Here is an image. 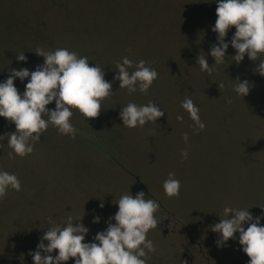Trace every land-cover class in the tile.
<instances>
[{"label":"rangeland","instance_id":"374dc122","mask_svg":"<svg viewBox=\"0 0 264 264\" xmlns=\"http://www.w3.org/2000/svg\"><path fill=\"white\" fill-rule=\"evenodd\" d=\"M4 1L0 0V6L7 9L2 12L11 11ZM127 1L138 6L139 11V16H135L139 18L136 20L137 45L132 47L134 59L145 60L159 74L147 93L137 90L135 103L145 105L153 101L165 111L155 123L133 129L125 127L122 134L111 136L119 139L121 144L116 147L120 154L117 155L135 177L122 175L103 156V151L80 149L75 151L76 155L70 147H65L66 136L52 126L37 142L46 152L33 151L9 160L7 153L1 151L0 170L17 175L21 190L9 189L0 200V264H5L2 258L10 263L33 264L29 253L36 250L40 238L51 227L49 217L59 223L69 216L73 222L83 216L81 222L89 229L85 242H92L98 232L106 229L109 218L118 210L115 203L128 190L133 196L141 191L149 193L145 198L154 199L160 205L155 214L160 220L157 229L147 233V239L156 248L148 254L147 264H248L238 234L218 248L219 234L212 232L211 227L223 218L226 206L248 209V202V211L251 210L253 217L261 216L264 209V77L256 71L259 61H251L245 55L237 64L232 61L235 50L230 46L226 64L213 65L214 59L207 60L214 66L211 73L204 74L194 60H190L192 64H182L174 52L179 48L177 44L187 40L210 46L216 42V34L211 30L216 20L215 0ZM81 2L90 8L84 0ZM187 28L200 30V35L187 34L184 30ZM11 32L0 30V43L9 44ZM234 33L235 28L229 29L226 41ZM208 53L207 50L209 58ZM124 54L129 55L126 51ZM16 55L18 52L13 53L14 59ZM98 55L107 63L100 64L104 71L116 70L108 65L116 55L115 48L103 46ZM260 59L264 60V56ZM3 65L0 62V72ZM237 80H247L251 85L249 94L243 98L234 91ZM189 96L200 110L205 124L202 131L180 106ZM128 99L125 93L122 100ZM243 110L248 113L251 126L253 122L254 130H260L251 135L252 146L248 145L246 152L247 159L251 158L256 165L263 160L258 166L244 167L242 163ZM120 111L109 114L113 123L122 124ZM178 115L183 116L182 121H177ZM185 133L189 136L187 143L183 140ZM104 149L110 155L112 149ZM183 150L188 152L187 159L181 156ZM170 172L181 183L179 196L171 198L163 190ZM135 178L143 189L133 182ZM78 184L85 189L79 195L74 191ZM165 208L168 210L164 212ZM96 216L100 218L99 223H93ZM164 219L166 224L162 222ZM66 264L74 262L69 259Z\"/></svg>","mask_w":264,"mask_h":264},{"label":"clouds","instance_id":"9594fccd","mask_svg":"<svg viewBox=\"0 0 264 264\" xmlns=\"http://www.w3.org/2000/svg\"><path fill=\"white\" fill-rule=\"evenodd\" d=\"M215 2L216 20L211 30L216 34V42L208 53L214 59L213 65L226 64L225 56L231 46L235 50L232 61L239 64L247 55L249 60L259 61L256 71L264 77V60L260 59L264 56V0ZM231 28H235V33L230 41H226ZM35 54L43 58V63L35 70L23 67L12 69L7 79L0 81V118L15 125L14 132L0 135V147L7 139V146L12 149L10 158L13 154L19 157L30 155L49 126L56 128L61 135L75 139L78 130L71 122L73 110L79 112L85 122L95 119L103 107V100L114 95L112 82L105 79L102 67L90 66L87 56H78L67 48L54 51L38 48ZM16 60L27 63L24 52L16 55ZM197 64L202 72L211 73L213 65L209 66L205 55L198 56ZM133 67L135 70L130 71ZM115 68L113 80L119 81V89H126L129 94L137 90L147 93L159 75L147 66L145 60L134 64L128 57L117 62ZM16 80H27L22 93L14 84ZM250 88L247 80H237L234 91L243 98L249 94ZM53 102L55 107L48 108ZM180 106L195 126L204 130L200 110L191 97H186ZM164 113L153 101L145 105L129 102L121 108L119 118L123 127L133 129L144 127L149 122L155 123ZM176 119L182 121L183 116L178 115ZM183 140L188 142L187 133L183 135ZM181 156L187 159V150H183ZM180 187V181L170 172L163 183L164 193L170 198L177 197ZM9 189L20 191V180L14 173L0 170V200ZM115 205L117 212L92 242H85L89 229L81 222L83 216L76 222L69 216L59 223L49 217L51 227L40 238L36 250L29 253L33 264H66L69 259L74 264H147L148 254L156 251L153 242L147 239V233L157 229L160 222L155 215L160 210L159 203L146 199L143 191L133 196L128 190ZM99 207L102 209L103 203ZM248 209L224 207L223 218L211 227V231L219 234L216 241L218 248L238 234L239 245L248 257V264H264V226H261L264 209L257 217H253ZM99 222V216L94 217L93 223ZM244 225H247L246 229ZM54 251L57 253L55 256L52 255Z\"/></svg>","mask_w":264,"mask_h":264},{"label":"trees","instance_id":"16d2710c","mask_svg":"<svg viewBox=\"0 0 264 264\" xmlns=\"http://www.w3.org/2000/svg\"><path fill=\"white\" fill-rule=\"evenodd\" d=\"M4 2L12 10L3 13V9L7 8L0 6V14H3L0 17V25L3 24L0 30L12 32L10 34L11 40L9 44L4 45L0 43V62L4 64L2 72H0V81L6 80L12 69L18 70L23 67L32 71L35 70L37 65H41L43 58L35 54L38 48L45 51L67 48L69 51L76 52L78 56H87L90 66H101L100 64L107 63L101 59L98 53L101 47L108 46L109 48L116 49V55H114V58L108 64L109 66L115 67L117 62L122 61L125 57V51L129 54L128 58L134 61V64L138 63L134 59L133 48L137 45L136 20L139 17L136 18L135 16H139V11L138 6L133 5L132 1L84 0L90 8L83 6L81 0H6ZM110 21L113 23H110ZM184 30L188 32L187 34L200 35V30L198 29L190 31L187 28ZM177 46L179 48L174 52L180 56L182 64L184 65L190 62L191 64L194 63L190 60H194L196 63L199 55H205L206 60L213 59L210 55L209 58L207 57V50L210 52L212 45L208 46L204 43L185 40L182 45L177 44ZM10 50H13V52L11 53ZM14 52H18V54L24 52L27 58V67L13 58ZM170 54L172 53L170 52ZM209 66L211 67L212 65L209 64ZM112 69L103 71L105 72V79L112 82L111 91L114 94L113 97L104 99L99 116L95 119H89L86 122L85 118L79 112L73 110L71 122L78 131L75 139L66 136L64 143L65 147H70L76 155L78 153L75 151L80 149H89L94 152L97 150L103 151V156L113 162L122 175L125 176V173L132 175V171H129L123 164L121 156L117 155L119 151L116 146H120L121 144L119 139L111 137L122 134L125 127L119 122L113 123L109 114L112 116L113 114L111 112H119L121 103H124V106L129 102L135 103L137 91L129 94L126 89H119V81L113 80L116 73ZM213 69L214 66H212ZM134 70V67L130 69V71ZM206 73L208 72H204V74ZM169 77L174 78L175 76L169 75ZM26 83L27 80L24 82L19 80L14 81L15 86L21 93L24 91ZM125 93L128 94L130 99L122 100ZM47 107L50 109L54 108L55 102ZM249 119L248 113L243 110L244 131L242 138L245 139L242 140L241 153L244 157L242 161L244 167L247 164L258 166L263 162L261 159L259 161L260 164L256 165L251 158L247 159L246 156L247 150L249 151L248 145L252 146L250 144L251 135L260 132V130H254L253 122L251 121V126ZM97 123H100V126H97ZM14 131V124L6 121L4 118H0V135ZM2 143L4 146L0 147V152L4 151L7 153L9 160H15L19 157L13 154V157L10 158L9 153L12 152V149L7 146V139ZM106 147L110 148V150L112 149L110 155L106 153L108 150L104 149ZM34 152L42 153L46 152V150L36 143L34 145ZM82 160L90 161L86 158ZM31 162L35 163L34 161ZM132 177L135 176L132 175ZM135 180L133 182L137 184V187L143 189L144 186L137 182L138 179L135 178ZM223 180L225 182L226 178ZM84 190L80 184L74 189L77 195ZM147 195L149 193H146L145 197ZM248 206L250 205L247 202V208H249ZM167 210L165 208L164 212ZM167 215L165 213V216ZM2 260L5 264H17L6 262L4 258Z\"/></svg>","mask_w":264,"mask_h":264},{"label":"flooded vegetation","instance_id":"af4514ba","mask_svg":"<svg viewBox=\"0 0 264 264\" xmlns=\"http://www.w3.org/2000/svg\"><path fill=\"white\" fill-rule=\"evenodd\" d=\"M164 224H166V219H164L163 221H162ZM163 233H165V231L163 232ZM183 257H187V255L186 254H183Z\"/></svg>","mask_w":264,"mask_h":264}]
</instances>
